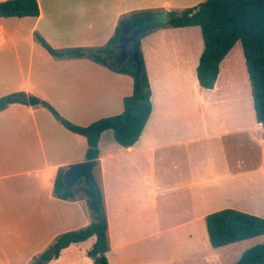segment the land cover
<instances>
[{"label":"crops","instance_id":"0c3cea01","mask_svg":"<svg viewBox=\"0 0 264 264\" xmlns=\"http://www.w3.org/2000/svg\"><path fill=\"white\" fill-rule=\"evenodd\" d=\"M137 1L37 0L36 17H0V97L34 95L77 125L121 113L131 76L88 57H55L34 35L55 50L101 46L129 19L115 5ZM191 27L166 25L141 37L151 112L131 146L117 143L111 129L99 137L108 264H216L214 247L205 254L196 247L207 214L233 208L264 218L261 124L248 92H225L229 52L214 86L199 85L203 48L186 44ZM116 44L107 58L120 67L127 58L112 63ZM86 149L84 136L41 105L15 102L0 111V264H28L61 233L89 224L78 184L73 199L53 195L58 169L86 161ZM95 241L71 243L48 264H94L87 251Z\"/></svg>","mask_w":264,"mask_h":264},{"label":"trees","instance_id":"16d2710c","mask_svg":"<svg viewBox=\"0 0 264 264\" xmlns=\"http://www.w3.org/2000/svg\"><path fill=\"white\" fill-rule=\"evenodd\" d=\"M38 14L37 0H0V17H36ZM167 26H199L203 50L196 67V76L202 88L214 86L220 61L237 41L241 43L251 84L255 118L264 126V0H204L170 13ZM118 33L117 28L113 36L98 47H75L64 50L53 49L38 33H35L34 37L55 57H88L119 73L131 76L134 79V90L132 94L123 97L121 113L99 118L87 125H77L62 117L49 102L34 95H29L25 100L18 98V95L23 93H10L0 97V111L15 102L47 108L66 129L85 137L87 142L85 159L96 161L93 175L99 193H96L92 185L78 182L89 208L91 217L89 224L61 233L48 248L33 257L28 264H48L52 259L58 258L63 248L93 235L96 236V241L87 251V255L94 264H108L105 255L109 249L107 224L105 218L101 217V214L104 215V202L98 166V140L104 130L111 129L117 143L124 147L131 146L139 138L151 112V91L141 52H138V72L137 63L131 55L120 67H114L108 62L107 57L113 51L112 45L116 43ZM63 171V167L57 171L53 195L62 199H73L76 196L75 189L64 190ZM205 227L209 243L215 248L264 235V218L237 209L225 208L207 214ZM232 264H264V243L247 248Z\"/></svg>","mask_w":264,"mask_h":264},{"label":"rangeland","instance_id":"374dc122","mask_svg":"<svg viewBox=\"0 0 264 264\" xmlns=\"http://www.w3.org/2000/svg\"><path fill=\"white\" fill-rule=\"evenodd\" d=\"M202 1L204 0H192L185 4H178V3H175L174 1H168V0H164V1L158 0V1H152L149 3L141 2L140 0H138L137 3L135 4L134 3H130V4L122 3L119 5H115V8L120 6L122 10H125L124 16L127 18H131L133 15H136V14L150 13V12H146L147 10H160V11L166 10L168 12V16L170 17V13H173L174 11H177L185 7L196 5L197 3L202 2ZM160 11H157V12H160ZM187 32L191 34L186 35V44L189 45L192 49L194 46L196 49H198L200 46V42H201V45L203 48L200 28L198 26H193ZM132 51H133V48H129V55H131V57L133 58ZM229 57H230V60L225 61ZM226 59L224 60L225 62H223L222 64V74H221L222 78L227 76V78L229 79V82H228L229 85H227L228 89L225 90V92H235L236 89L239 88L240 92L245 96V98L247 97L246 95L248 92L249 94L248 98L251 103V109L253 110L252 100H251V95H250L251 84H250L248 72H247L246 65H245V59H244L241 43L239 41H237L233 45ZM111 61L112 63L116 64V62L113 61L112 59ZM231 63H234V66L230 65ZM221 77H220L219 83L222 85L223 80ZM236 81H238L237 83L238 85H236ZM197 239L198 240H197L196 247L198 250L200 249V251H198L199 253L205 254L210 249H213L210 243L208 242L206 227H204V230L199 234ZM260 243H264V235H258L252 238H248V239L241 240L235 243H231L225 246H221L219 248H214L216 249L215 251H217V254L220 255V260L216 264H232L240 257V255L242 254L244 250H246L247 248L255 244H260Z\"/></svg>","mask_w":264,"mask_h":264},{"label":"water","instance_id":"95a60500","mask_svg":"<svg viewBox=\"0 0 264 264\" xmlns=\"http://www.w3.org/2000/svg\"><path fill=\"white\" fill-rule=\"evenodd\" d=\"M169 16L166 10L160 12H150L144 14H136L131 18L122 22L121 27H119V33L117 37V42H120L119 47L121 48L122 55L121 61L128 58L129 48H133V60L137 63V72L139 69V40L147 33L149 30L163 27L168 24ZM124 27L125 33L122 34L121 30ZM19 98L24 99L25 97L20 96ZM96 165V161H83L66 167L62 173V181L64 184V190L73 189L79 181L82 180L84 185H92L96 193H99V187L93 175V168ZM102 219L104 215L101 214Z\"/></svg>","mask_w":264,"mask_h":264},{"label":"flooded vegetation","instance_id":"af4514ba","mask_svg":"<svg viewBox=\"0 0 264 264\" xmlns=\"http://www.w3.org/2000/svg\"><path fill=\"white\" fill-rule=\"evenodd\" d=\"M121 32H122V34H124V35H128V33H125V29H124V27L122 28ZM119 45H120V42H117V47H119ZM118 53H119V56L114 58V61H115V62H118V61L122 58V55H120V53H121V48H118Z\"/></svg>","mask_w":264,"mask_h":264},{"label":"built area","instance_id":"2783aa9c","mask_svg":"<svg viewBox=\"0 0 264 264\" xmlns=\"http://www.w3.org/2000/svg\"><path fill=\"white\" fill-rule=\"evenodd\" d=\"M261 124V123H260ZM261 127H262V131L264 132V126L261 124Z\"/></svg>","mask_w":264,"mask_h":264}]
</instances>
